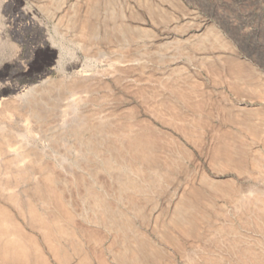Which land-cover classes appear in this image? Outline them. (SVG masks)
I'll return each mask as SVG.
<instances>
[{"label": "rangeland", "instance_id": "1", "mask_svg": "<svg viewBox=\"0 0 264 264\" xmlns=\"http://www.w3.org/2000/svg\"><path fill=\"white\" fill-rule=\"evenodd\" d=\"M6 164L8 228L31 203L48 228L151 243L150 261L264 264V0H0Z\"/></svg>", "mask_w": 264, "mask_h": 264}, {"label": "bare ground", "instance_id": "2", "mask_svg": "<svg viewBox=\"0 0 264 264\" xmlns=\"http://www.w3.org/2000/svg\"><path fill=\"white\" fill-rule=\"evenodd\" d=\"M113 1V0H111ZM111 3V2H110ZM109 5V4H108ZM18 6V5H16ZM33 13V12H32ZM31 13V10L28 9V8H23L21 9V12L19 13L20 14V17H23L25 19H29L30 23H34L35 21V18L34 16L32 15ZM28 23V22H27ZM94 29V28H93ZM119 31V29H118ZM91 32V31H90ZM94 33V32H93ZM52 47V46H50ZM62 59H61V55L59 54L58 55V59L56 61V66L57 68H60L62 63H61ZM84 78V77H83ZM43 83V82H42ZM83 83V81H82ZM27 87V92H26V96L24 97H32L33 98V95H34V86H26ZM82 89V88H81ZM26 90V89H25ZM50 91V89H49ZM78 91V90H76ZM37 92V91H36ZM45 92V91H44ZM49 94V93H48ZM22 95V94H21ZM73 95V94H72ZM77 95V94H76ZM79 95V94H78ZM19 98V97H18ZM39 98V97H38ZM27 99V98H25ZM20 100V99H19ZM49 100V99H48ZM52 100V99H51ZM50 100V101H51ZM35 101V100H33ZM37 102V101H36ZM36 102L34 104H36ZM41 102V101H40ZM32 103V104H33ZM55 103V102H54ZM53 103V104H54ZM52 104V105H53ZM50 105V104H49ZM73 105V104H72ZM42 106V105H41ZM40 106V107H41ZM35 107V106H34ZM47 107V106H46ZM39 108V107H38ZM37 108V109H38ZM55 108V107H54ZM65 108V107H64ZM36 109V108H35ZM42 110V109H41ZM45 110V109H44ZM53 110V109H52ZM55 110V109H54ZM77 110V109H76ZM46 111V110H45ZM57 111V110H56ZM65 111V110H64ZM73 111V110H72ZM38 112V110H37ZM40 112V110H39ZM42 112V111H41ZM74 112V111H73ZM75 113V112H74ZM36 114V113H35ZM39 114V113H38ZM44 114V113H43ZM65 114V113H64ZM75 115V114H74ZM67 117V116H66ZM64 118V117H63ZM68 118V117H67ZM72 119V118H71ZM83 119V118H82ZM78 121H82L81 119L78 120ZM246 121V120H245ZM85 122V121H83ZM101 122V121H100ZM66 123V121H65ZM63 123V124H65ZM68 125V124H67ZM75 125V124H74ZM102 125V124H101ZM72 126V125H71ZM76 127L73 129L74 131L76 130V128L78 129V131H80L79 129H81L80 127V124H76L75 125ZM87 126V125H86ZM99 127V126H98ZM101 127V126H100ZM104 127V126H103ZM94 129V128H93ZM91 130V129H90ZM89 130V131H90ZM97 130V129H96ZM124 130V129H123ZM92 131V130H91ZM125 131V130H124ZM130 131V130H129ZM143 131V129H142ZM98 132V131H97ZM131 132V131H130ZM141 132V131H140ZM139 132V133H140ZM82 133V132H81ZM128 133V132H126ZM133 135H132V138L136 135L134 134V132H132ZM150 133V132H149ZM148 133V134H149ZM2 134V133H1ZM75 134V133H74ZM77 134V133H76ZM75 134V135H76ZM81 135V134H79ZM119 135V134H118ZM128 135L130 136L131 134L128 133ZM92 136V135H91ZM102 136V135H101ZM120 136V135H119ZM129 136H128V140H129ZM139 136V135H138ZM138 136L136 137L137 139H140L138 138ZM80 137V136H79ZM85 137V136H84ZM131 137V136H130ZM114 138V137H113ZM136 138H133L131 139L132 141ZM142 138L143 135H142ZM141 138V139H142ZM153 138V137H152ZM55 139V138H54ZM74 139V137H73ZM91 139V138H90ZM137 139L135 140L137 142ZM4 140V139H3ZM9 140V139H8ZM57 140V139H56ZM78 140V139H77ZM92 140V139H91ZM95 140V139H94ZM121 140V139H120ZM131 140L128 141L129 143H131ZM146 140V139H144ZM7 141V140H6ZM127 141V140H126ZM143 141V140H142ZM142 141H140L141 143L140 146H138L137 144V148H141V144H142ZM147 142L149 140H146ZM80 142V141H79ZM127 142V144H129ZM139 142V140H138ZM137 142V143H138ZM150 143V141H149ZM148 143V144H149ZM7 144V143H6ZM88 144V143H87ZM125 144V143H124ZM131 144H134L133 142ZM144 144V143H143ZM154 144V143H150V146ZM81 145V144H79ZM89 145V144H88ZM136 145V143L134 144ZM132 145V146H134ZM147 144L145 145H142V146H146ZM7 146V145H5ZM9 146V145H8ZM7 146V147H8ZM12 146L10 145V149L14 150V148H11ZM147 147V146H146ZM145 147V148H146ZM153 147V146H152ZM125 148V147H124ZM129 147L126 146L125 149H127ZM135 148V147H134ZM138 148V149H139ZM148 148V147H147ZM151 148V147H149ZM4 149V148H3ZM10 149H7L10 151ZM123 149V148H122ZM130 149H131V145H130ZM136 149L135 148V151L133 150V148L131 149V151L133 150L135 155L134 156H137L141 151V149ZM11 150V151H12ZM90 150V149H89ZM94 150V149H93ZM138 150V151H136ZM147 151V149H145ZM151 150V149H150ZM153 150H154V147H153ZM10 151V152H11ZM121 151V150H120ZM129 151V149H128ZM15 152V151H13ZM117 152V151H116ZM137 152V153H136ZM151 152V151H149ZM9 153V152H8ZM153 153V152H152ZM111 154V153H110ZM137 154V155H136ZM144 154V155H143ZM141 153V155H143L142 157H145L147 158L146 154L145 153ZM150 154V153H149ZM139 156V155H138ZM137 156V157H138ZM263 156V155H262ZM137 157H134V159H136ZM155 157V156H154ZM130 158V157H129ZM149 158V157H148ZM255 158V157H253ZM97 159V158H96ZM256 159V158H255ZM136 160H140L139 159H136ZM141 160H143L141 158ZM78 161V160H76ZM92 161V160H91ZM110 160L108 159H105V162H104V165L106 164L108 166V163H109ZM145 161V160H143ZM148 161V159L146 160ZM150 161V160H149ZM148 161V162H149ZM157 161V160H155ZM133 162V161H132ZM135 162V161H134ZM140 162V161H139ZM153 162V161H151ZM111 163V161H110ZM109 163V164H110ZM154 163V162H153ZM147 164V163H146ZM155 164V163H154ZM11 165V164H10ZM6 166L2 165V167L0 166V236L3 237V236H6L4 234H11V237H12V234L14 235L13 239H10L9 238V241H8V238L6 239V242L2 243L0 242V264H50V262L52 263H55V264H175L174 262H172L171 260H165V261H160V260H154V261H150V260H147L143 254L147 251H154L156 252V247L153 246V244H151L149 241V243L151 244H147L145 245V243L143 244L141 242V244H137L133 241L131 242H127V241H119L115 238V242L111 241V243H105V245L103 244V235L98 232L97 230H90L84 228V229H79V228H48L46 226H48V224H46V218L47 216L45 215V213L43 211H40L39 209L37 210L36 207H34V205H32L31 203H27V205L25 206V212L20 210V208L18 207V209L16 210V215H21V216H26L24 215V213L28 214V217H29V220L27 222V227L28 228H19V227H15V224H14V227L15 228H8V226H6V224H9L7 222H10V224L12 225V200L15 201L16 205L17 206V199L16 197H18V194L15 195V191L17 190V187L19 184L14 183V181H12V165L11 166ZM113 165V164H112ZM149 166V164H147ZM258 165V164H257ZM94 166V165H93ZM99 166V165H98ZM147 166V167H148ZM153 166V164H152ZM151 166V167H152ZM161 166V165H160ZM262 166V165H261ZM91 167V166H90ZM103 167V166H102ZM112 167V166H111ZM114 167V166H113ZM94 168V167H93ZM120 168V167H119ZM150 168V167H149ZM148 168V169H149ZM155 168V167H154ZM88 169V168H87ZM115 169V168H114ZM118 169V168H117ZM151 169V168H150ZM153 169V167H152ZM157 170V169H155ZM159 170V169H158ZM46 171V170H45ZM123 171V170H122ZM151 171V170H149ZM148 171V172H149ZM121 172V171H120ZM153 172V171H152ZM8 173H11L9 174V176L6 174ZM125 173V172H124ZM92 174V172H91ZM11 175V177H10ZM151 175V173H148L147 177ZM81 176V175H80ZM10 177V178H9ZM47 177V176H46ZM78 177V176H77ZM131 178V177H130ZM151 178V177H150ZM150 178L148 177L147 179H149L148 181H150ZM146 179V180H147ZM49 182L51 181L50 179H48ZM78 180V179H77ZM75 181V180H74ZM84 181V180H83ZM126 181V180H125ZM128 181V179H127ZM13 182V183H12ZM78 182V181H77ZM52 183V182H51ZM94 183V182H93ZM128 183V182H127ZM52 185V184H51ZM132 185V184H131ZM37 186V185H36ZM130 186V185H129ZM34 188H38L33 186ZM122 187V186H121ZM126 187V186H125ZM124 187V188H125ZM42 188V187H41ZM40 188V190H41ZM49 189V187H47ZM46 189V187H45ZM52 189V188H51ZM135 189V188H134ZM40 190H38L40 192ZM126 190V189H125ZM18 191V190H17ZM34 191V190H33ZM37 191V193H38ZM47 191V190H46ZM52 193H53V190H51ZM50 190L48 191L49 193H47V195L51 194ZM36 192V189L33 193ZM42 192V191H41ZM44 192V191H43ZM42 192V193H43ZM194 192V191H193ZM18 193V192H16ZM58 193V191H57ZM62 193V192H61ZM56 194V193H54ZM193 194V193H192ZM198 194V193H197ZM200 194V193H199ZM249 194V193H248ZM41 195L40 194H37V196ZM45 195V193H44ZM43 195V196H44ZM45 195V196H47ZM50 196V195H49ZM95 196V195H94ZM190 196V195H189ZM244 196V195H243ZM256 196V195H255ZM15 197V198H14ZM48 197V196H47ZM53 197V196H52ZM197 197V196H196ZM253 197V196H252ZM58 198V197H57ZM187 198V197H186ZM243 198V197H242ZM248 198V197H247ZM43 199V197H42ZM54 199V198H53ZM58 200V199H57ZM62 200V199H61ZM96 200V199H95ZM191 200V199H190ZM131 201V200H129ZM134 202V201H133ZM63 203V202H62ZM136 203V202H135ZM238 203V202H237ZM242 203V202H241ZM21 204V203H19ZM102 204V202H101ZM59 206V204H56ZM66 205V204H65ZM104 205V204H103ZM62 208L64 205H61ZM109 206V204H108ZM259 206V205H258ZM264 206V205H263ZM111 207V206H110ZM109 207V208H110ZM179 207V206H178ZM248 207V206H247ZM254 207V206H253ZM24 208V207H23ZM70 208V207H69ZM244 208V207H243ZM259 208V207H258ZM60 209V208H59ZM112 209V208H110ZM248 209V208H247ZM24 210V209H23ZM107 210V208H106ZM114 212V215L117 214L116 212L118 211H114V209H112ZM116 210V209H115ZM104 211V210H103ZM250 210H248L249 212ZM105 212V211H104ZM110 213V211H108ZM120 213V212H118ZM110 215H113V214H110ZM109 215V216H110ZM20 217V216H19ZM46 217V218H45ZM117 217V216H116ZM115 219V217L113 218ZM264 219V218H263ZM55 221V219H54ZM72 221V220H71ZM128 221V220H126ZM15 222V221H14ZM50 223V222H49ZM55 223V222H54ZM114 224V223H113ZM127 224V223H126ZM247 224V223H246ZM256 224V223H255ZM263 224V223H262ZM10 225V226H11ZM112 225V224H111ZM227 225V224H226ZM16 226H19V225H16ZM39 226V227H37ZM119 226V225H118ZM37 227V228H36ZM46 227V228H45ZM58 227V226H57ZM225 227V226H224ZM230 227V226H229ZM258 227V226H257ZM86 229V230H85ZM114 229V228H113ZM117 229V228H116ZM122 230V228H119ZM117 229V230H119ZM124 230L126 228H123ZM128 230L130 228H127ZM110 230V229H108ZM112 230V229H111ZM116 230V232H117ZM123 230V231H124ZM133 230V229H132ZM135 231V230H134ZM106 232V231H105ZM103 232V233H105ZM111 232V231H110ZM109 232V233H110ZM120 231L117 232V234L119 235ZM127 233V231L125 230L124 233ZM132 232V231H131ZM113 233V232H112ZM115 233V232H114ZM136 233V232H135ZM116 234V233H115ZM122 234V233H121ZM121 234L119 235L121 237ZM128 234V233H127ZM138 234V233H137ZM126 235V234H125ZM136 235V234H135ZM111 236V235H110ZM116 236V235H115ZM123 236V234H122ZM139 236V235H138ZM119 237V238H120ZM125 237V236H123ZM135 237V236H134ZM122 238V237H121ZM136 238V237H135ZM129 239H132V238H129ZM134 239V238H133ZM145 239V238H144ZM143 239V240H144ZM4 240V239H3ZM119 242H117V241ZM1 241V239H0ZM134 241H137V238L136 240ZM248 247V246H247ZM153 252V253H154ZM162 252V251H161ZM152 253V254H153ZM168 253V252H167ZM151 255V254H150ZM148 256V255H147ZM146 256V257H147ZM239 256V255H238ZM243 257V256H242ZM246 258V257H245ZM248 258V257H247ZM206 259V258H205ZM208 259V258H207ZM189 261V260H188ZM243 261V260H242ZM246 261V260H245ZM207 262V261H206ZM212 262V261H211ZM188 263V262H187ZM190 263V261H189ZM196 262H193L192 261V264H194ZM199 263V262H198ZM196 263V264H198ZM205 263V262H204ZM191 264V263H190ZM214 264V263H213ZM216 264V263H215ZM263 264V263H262Z\"/></svg>", "mask_w": 264, "mask_h": 264}, {"label": "water", "instance_id": "3", "mask_svg": "<svg viewBox=\"0 0 264 264\" xmlns=\"http://www.w3.org/2000/svg\"><path fill=\"white\" fill-rule=\"evenodd\" d=\"M48 66H50V65H48ZM48 72H49V71L47 70L46 73H48Z\"/></svg>", "mask_w": 264, "mask_h": 264}]
</instances>
